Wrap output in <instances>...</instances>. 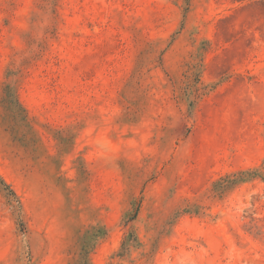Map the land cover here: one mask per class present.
Listing matches in <instances>:
<instances>
[{"label":"rangeland","instance_id":"1","mask_svg":"<svg viewBox=\"0 0 264 264\" xmlns=\"http://www.w3.org/2000/svg\"><path fill=\"white\" fill-rule=\"evenodd\" d=\"M0 264H264V0H0Z\"/></svg>","mask_w":264,"mask_h":264},{"label":"trees","instance_id":"2","mask_svg":"<svg viewBox=\"0 0 264 264\" xmlns=\"http://www.w3.org/2000/svg\"><path fill=\"white\" fill-rule=\"evenodd\" d=\"M12 192V194H13V191H11Z\"/></svg>","mask_w":264,"mask_h":264}]
</instances>
